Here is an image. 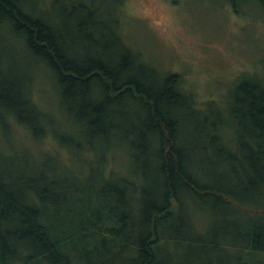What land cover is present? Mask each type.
Here are the masks:
<instances>
[{"label": "trees", "instance_id": "16d2710c", "mask_svg": "<svg viewBox=\"0 0 264 264\" xmlns=\"http://www.w3.org/2000/svg\"><path fill=\"white\" fill-rule=\"evenodd\" d=\"M223 1L236 12L250 4ZM253 1L264 16V0ZM124 2L112 0L114 6L104 9L101 0H0V152L6 151L4 136L16 128L40 146L51 139L63 151L84 150L81 137H113L138 158H156L159 175L157 188L121 182L114 188L117 199L107 196L73 218L68 215L76 201L64 182L50 174L47 181L22 177L19 191L22 182L0 171V264H70L76 242L95 264H112L121 251L130 254L126 264H157L164 242L218 247V231L204 237L201 214L192 219L185 210L177 220L185 197L228 209L235 218L228 222L223 212L218 225L228 224L222 237L238 241L226 245L239 252L232 261L264 264V204L253 205L255 199L264 203V79L243 74L223 106L208 102L203 111L205 104L197 106L179 74H160L129 44ZM19 44L47 72V107L38 75L13 55ZM191 132L200 137L191 140ZM189 149L222 155L236 186L202 182L187 169ZM128 189L137 191L132 199L138 209L122 199L120 191L127 197Z\"/></svg>", "mask_w": 264, "mask_h": 264}, {"label": "rangeland", "instance_id": "374dc122", "mask_svg": "<svg viewBox=\"0 0 264 264\" xmlns=\"http://www.w3.org/2000/svg\"><path fill=\"white\" fill-rule=\"evenodd\" d=\"M101 1L105 2L104 9L114 6L112 0ZM246 1L250 4L242 5L236 12L223 0H125L121 9L122 29L129 44L144 53L146 61L156 71L160 74H179L184 91L190 93L199 108L205 104L202 109L206 111L208 102L223 106L230 87L243 74H254L264 79V16L253 0ZM18 48L19 51L13 52V55L19 66L26 65L32 74L34 71L38 75L46 103L44 107H47V100L50 99L47 72L33 64L34 60L21 44ZM14 132L4 136L6 142H1V148L6 151L0 152V171L8 175L10 172L22 182L19 191L26 184L22 177H32L35 181L45 176L47 181V174H50L52 180L67 184L76 201V207H70L69 215L65 214L68 217L86 214L87 206L102 205L107 196L117 199L114 188L121 182L134 183L149 190L157 188L159 183L156 158L151 155L138 158L128 145L117 142L113 137H108L107 141L81 137L78 141L84 150L77 152L73 146L63 151L51 139L40 146L25 131L16 128ZM191 133V140L200 137ZM189 153L191 162L187 169L202 182L208 185L227 182L226 185L231 188L236 186V180L231 178V168L221 165L222 155L212 150L206 154H194L191 150ZM205 157L208 160L201 163ZM3 158L11 162L10 167L4 165ZM71 181L74 182L71 184ZM120 194L126 204L138 209V204L132 199L137 191L128 189L127 197L123 191ZM181 201L184 208L176 210L177 220L184 217L185 210L188 216L192 214V219L201 214L202 226L206 229L204 237L207 233L218 231L217 238L221 243L218 247L210 245L207 248L183 242H164L157 264H237L232 259L239 252L226 245L234 246L238 241L233 237H222V231L227 230V222L224 228L218 225L224 209L189 197ZM253 203L264 204L263 199H255ZM235 214L240 219L246 217L241 216V212ZM224 215L228 222L235 218L229 215L228 209H225ZM181 234L194 235L189 229H182ZM210 235L208 239H211ZM76 244L79 246L75 245L76 250L71 251L70 264H95L96 260L87 257L83 251L84 243ZM129 255L128 251L118 252L110 262L126 264Z\"/></svg>", "mask_w": 264, "mask_h": 264}]
</instances>
